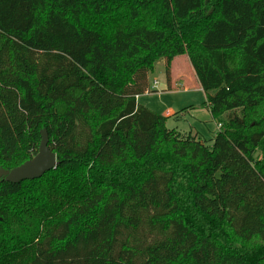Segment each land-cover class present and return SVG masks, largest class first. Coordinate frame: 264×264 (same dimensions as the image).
<instances>
[{"label": "trees", "instance_id": "obj_1", "mask_svg": "<svg viewBox=\"0 0 264 264\" xmlns=\"http://www.w3.org/2000/svg\"><path fill=\"white\" fill-rule=\"evenodd\" d=\"M187 55L212 143L139 104ZM0 264H264V0H0Z\"/></svg>", "mask_w": 264, "mask_h": 264}, {"label": "rangeland", "instance_id": "obj_2", "mask_svg": "<svg viewBox=\"0 0 264 264\" xmlns=\"http://www.w3.org/2000/svg\"><path fill=\"white\" fill-rule=\"evenodd\" d=\"M186 57L187 55L184 54L175 56L173 59L175 63H178V60H183V64H185ZM171 70L172 66L170 65L168 76L171 74ZM147 80L148 87L146 89L154 81H157V90L139 94L137 102L166 116V126L169 129H176L183 134H188L191 131L199 132L210 145L218 125L212 118L210 110L205 108L206 99L203 90L189 86V83H186L184 79H179L176 84L175 82L172 85L169 84L163 59L154 63L153 69L147 74ZM167 112H169L168 115L165 114Z\"/></svg>", "mask_w": 264, "mask_h": 264}, {"label": "water", "instance_id": "obj_3", "mask_svg": "<svg viewBox=\"0 0 264 264\" xmlns=\"http://www.w3.org/2000/svg\"><path fill=\"white\" fill-rule=\"evenodd\" d=\"M38 152L21 165L12 169L0 168V177L7 182L18 183L23 180L40 178L46 172L55 168L57 164L56 154L48 146V134L42 129Z\"/></svg>", "mask_w": 264, "mask_h": 264}, {"label": "crops", "instance_id": "obj_4", "mask_svg": "<svg viewBox=\"0 0 264 264\" xmlns=\"http://www.w3.org/2000/svg\"><path fill=\"white\" fill-rule=\"evenodd\" d=\"M185 60H186L185 64H183V60H180V61L178 60V63H175L174 59L172 60V62H171L172 70H171V74L169 75V78H168V83L172 85V83H174V82L176 84V82L179 79L180 80L184 79V80H186V83H189V86H192L193 88H196V89H202L188 57H186ZM175 61H176V59H175ZM205 108L209 110V108L207 106H205ZM165 114L168 115L169 112H167ZM189 133L191 135L202 138V136L200 135L199 132L191 131Z\"/></svg>", "mask_w": 264, "mask_h": 264}, {"label": "built area", "instance_id": "obj_5", "mask_svg": "<svg viewBox=\"0 0 264 264\" xmlns=\"http://www.w3.org/2000/svg\"><path fill=\"white\" fill-rule=\"evenodd\" d=\"M157 87H158V83H157V81H154L152 84H151V86H149V88L148 89H146V91L144 92V93H150V92H152V91H156L157 90ZM138 96L139 95H136L135 96V98L137 99L138 98ZM220 126L218 125V128H219Z\"/></svg>", "mask_w": 264, "mask_h": 264}]
</instances>
